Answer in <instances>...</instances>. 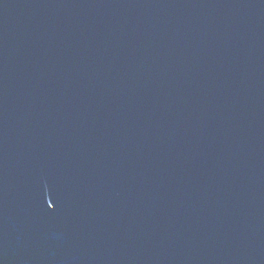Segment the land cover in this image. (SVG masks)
I'll use <instances>...</instances> for the list:
<instances>
[{
	"label": "water",
	"instance_id": "95a60500",
	"mask_svg": "<svg viewBox=\"0 0 264 264\" xmlns=\"http://www.w3.org/2000/svg\"><path fill=\"white\" fill-rule=\"evenodd\" d=\"M0 264H264V0H0Z\"/></svg>",
	"mask_w": 264,
	"mask_h": 264
}]
</instances>
